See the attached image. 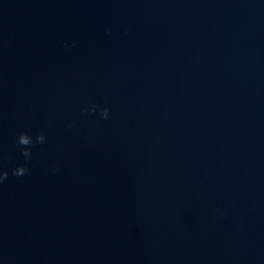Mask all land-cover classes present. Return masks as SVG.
Returning <instances> with one entry per match:
<instances>
[{
  "label": "water",
  "instance_id": "water-1",
  "mask_svg": "<svg viewBox=\"0 0 264 264\" xmlns=\"http://www.w3.org/2000/svg\"><path fill=\"white\" fill-rule=\"evenodd\" d=\"M0 168V264H264V0H0Z\"/></svg>",
  "mask_w": 264,
  "mask_h": 264
},
{
  "label": "clouds",
  "instance_id": "clouds-1",
  "mask_svg": "<svg viewBox=\"0 0 264 264\" xmlns=\"http://www.w3.org/2000/svg\"><path fill=\"white\" fill-rule=\"evenodd\" d=\"M81 112L86 114H97L101 119H108L109 118V109L106 107H101L98 104L89 105L87 108H82ZM46 142V137L43 131H37L34 134H29L27 132L21 131L16 136V144L20 149V154L24 158L25 162L31 160V148L38 144H43ZM25 164L17 165L15 168L11 170L13 176H23L26 175L28 172V168ZM58 169L53 168L52 172H55ZM8 178V172L5 171L3 168H0V184L3 183Z\"/></svg>",
  "mask_w": 264,
  "mask_h": 264
}]
</instances>
